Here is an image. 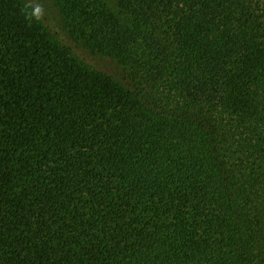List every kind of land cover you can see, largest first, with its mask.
I'll return each mask as SVG.
<instances>
[{
    "label": "trees",
    "instance_id": "16d2710c",
    "mask_svg": "<svg viewBox=\"0 0 264 264\" xmlns=\"http://www.w3.org/2000/svg\"><path fill=\"white\" fill-rule=\"evenodd\" d=\"M50 2L0 0V264H264V0Z\"/></svg>",
    "mask_w": 264,
    "mask_h": 264
},
{
    "label": "rangeland",
    "instance_id": "374dc122",
    "mask_svg": "<svg viewBox=\"0 0 264 264\" xmlns=\"http://www.w3.org/2000/svg\"><path fill=\"white\" fill-rule=\"evenodd\" d=\"M28 3H30L32 6L40 9L39 15L43 17V19L49 24V25H56L58 24L56 12L54 7L52 6L50 0H26ZM69 43V41H68Z\"/></svg>",
    "mask_w": 264,
    "mask_h": 264
}]
</instances>
